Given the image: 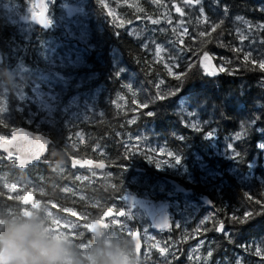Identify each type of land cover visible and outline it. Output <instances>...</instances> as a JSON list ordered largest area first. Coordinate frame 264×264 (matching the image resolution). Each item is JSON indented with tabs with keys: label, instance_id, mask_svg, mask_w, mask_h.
Here are the masks:
<instances>
[{
	"label": "trees",
	"instance_id": "16d2710c",
	"mask_svg": "<svg viewBox=\"0 0 264 264\" xmlns=\"http://www.w3.org/2000/svg\"><path fill=\"white\" fill-rule=\"evenodd\" d=\"M35 2L0 0V137L50 143L23 169L0 157V220L39 211L76 264L129 242L139 264H264V0H48L47 27L9 14Z\"/></svg>",
	"mask_w": 264,
	"mask_h": 264
},
{
	"label": "clouds",
	"instance_id": "9594fccd",
	"mask_svg": "<svg viewBox=\"0 0 264 264\" xmlns=\"http://www.w3.org/2000/svg\"><path fill=\"white\" fill-rule=\"evenodd\" d=\"M133 248L129 242L127 258L111 250L94 256V264H139ZM0 256L4 264H76L79 258L69 240L43 222L39 211L0 220Z\"/></svg>",
	"mask_w": 264,
	"mask_h": 264
},
{
	"label": "water",
	"instance_id": "95a60500",
	"mask_svg": "<svg viewBox=\"0 0 264 264\" xmlns=\"http://www.w3.org/2000/svg\"><path fill=\"white\" fill-rule=\"evenodd\" d=\"M47 1L48 0H36V12L32 16L33 23L43 27H45L44 23L49 22ZM202 62L205 63L209 68H212L210 57L205 59L204 55L202 57ZM4 139L10 141V143L4 144L3 141H0V157H13L15 159L16 166L20 169H23L27 165L37 162L39 159H41L45 155L47 146L50 143V138L47 135L41 132L32 131L25 127L15 128L12 130L10 136ZM5 149H7V151H5ZM22 162L23 166H21ZM70 163L75 169L83 168L103 171L107 167L106 163L103 161L80 157H70ZM24 197H30L27 202L30 203L34 198V194L33 192L28 191L25 193ZM164 217L167 218L166 222L162 219ZM170 222L171 215L165 206L157 210L152 217V223L157 230L169 226ZM0 264H4V259L2 256H0Z\"/></svg>",
	"mask_w": 264,
	"mask_h": 264
},
{
	"label": "snow or ice",
	"instance_id": "6c2138e0",
	"mask_svg": "<svg viewBox=\"0 0 264 264\" xmlns=\"http://www.w3.org/2000/svg\"><path fill=\"white\" fill-rule=\"evenodd\" d=\"M192 2H193V0H186V3H192ZM195 2H196V3H199V0H195ZM175 10H176L177 13H180L181 15L184 14L183 11H182V9H181L180 7H176ZM238 19H239V18H238ZM38 22H42V21H38ZM156 22H157V21H155V20L153 21V23H156ZM49 24H50V21L47 22V23H44V26L47 27ZM219 26H220L219 24H214L213 27H212V31H215L216 28H218ZM200 35H201V36H204L205 33H204V32H201ZM159 51H160V50L157 49V54H159ZM204 55H205V59H208V58H209V57H208V54H207L206 52H205ZM245 59L247 60L248 57L245 56ZM260 64H261V67L264 68V61H261ZM220 71L223 72V71H225V69H224L223 67H221V68H220ZM208 74H209V75H215L214 72H209ZM177 79H180V77H177ZM171 94H172V93H169V95H171ZM161 98H163V97H161ZM147 106H148L147 104L144 105V107H147ZM148 115H151V113H148ZM210 135H211V133H210ZM237 138H239V136H238ZM0 141H3L4 144H8V143H10V141L4 139L3 137H0ZM5 151H7V149H5ZM9 155H11V154H9ZM168 155L171 156L172 153L169 152ZM175 162L178 163L179 160L176 158V161H175ZM21 166H23V162H22ZM13 189H15V186H13ZM29 198H30V197H29ZM29 198H25V197H23V196L18 197V199L23 200L25 203L28 202V199H29ZM249 199H251V197H249ZM256 202H257V203H260V201H256ZM33 204H36V203H33ZM33 204H32V205H33ZM64 211L67 212V211H70V209L65 208ZM109 211H110V210H109ZM73 215H75V213H73ZM106 215H107V213H106ZM119 215H120V216H123L124 213L121 212V213H119ZM245 215H246V218H247V217H250V216L252 215V213L249 212V213H246ZM162 219L166 222V219H167V218L164 217V218H162ZM233 219H235V217H233ZM54 222H55V225H59V224H60V221H59L58 219H55ZM239 222H240V223H244L245 220L242 219V220H240ZM87 226L90 227V228H94V227H95V225H87ZM102 226H105V227H106L107 225H102ZM222 229H223V225L221 224V227H220L219 229H217V230L219 231V230H222ZM53 230H54V231H60L58 228H53ZM132 235L135 236V233H133ZM139 248H140V244H139V243H136V249L139 250ZM166 251H167L166 248L161 249V254H164V252H166ZM209 255H211V253H209Z\"/></svg>",
	"mask_w": 264,
	"mask_h": 264
},
{
	"label": "rangeland",
	"instance_id": "374dc122",
	"mask_svg": "<svg viewBox=\"0 0 264 264\" xmlns=\"http://www.w3.org/2000/svg\"><path fill=\"white\" fill-rule=\"evenodd\" d=\"M8 10H9V14L11 16L15 17L18 20V22H23V23L32 22V16L36 12L35 8L32 11L28 12V13L27 12L16 11V10H13L12 8H8ZM211 63H212V60H211ZM45 101H46V104H48L50 102L49 100H45ZM137 202L142 205V207L144 208V212H145L146 218L150 220L152 226L154 227V225L152 223V217H153L154 213L157 210H159L160 208H162L163 206H165L166 204L155 205V204L145 203L143 201H137ZM170 215H171V218H172L173 215L171 213H170ZM145 232H146L147 235H149L150 239H153V238H151L149 232H147V231H145Z\"/></svg>",
	"mask_w": 264,
	"mask_h": 264
}]
</instances>
